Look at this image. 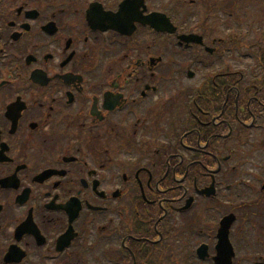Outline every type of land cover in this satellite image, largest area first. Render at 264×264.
Segmentation results:
<instances>
[{"label": "flooded vegetation", "instance_id": "obj_1", "mask_svg": "<svg viewBox=\"0 0 264 264\" xmlns=\"http://www.w3.org/2000/svg\"><path fill=\"white\" fill-rule=\"evenodd\" d=\"M248 24L264 0H0V264H264Z\"/></svg>", "mask_w": 264, "mask_h": 264}, {"label": "rangeland", "instance_id": "obj_2", "mask_svg": "<svg viewBox=\"0 0 264 264\" xmlns=\"http://www.w3.org/2000/svg\"><path fill=\"white\" fill-rule=\"evenodd\" d=\"M259 27H260V26H250V27L248 28V33H249V34L252 33L253 35H257L256 31H257V29H258ZM184 83H185V82H184ZM158 139H159V138H158ZM160 140H161V139L158 140V143H157V144H160V143H159Z\"/></svg>", "mask_w": 264, "mask_h": 264}]
</instances>
